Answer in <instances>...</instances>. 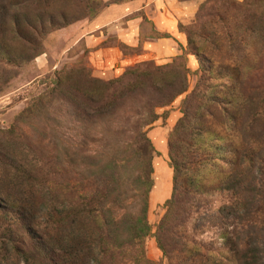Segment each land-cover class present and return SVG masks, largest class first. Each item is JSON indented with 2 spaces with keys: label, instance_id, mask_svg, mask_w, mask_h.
<instances>
[{
  "label": "rangeland",
  "instance_id": "rangeland-1",
  "mask_svg": "<svg viewBox=\"0 0 264 264\" xmlns=\"http://www.w3.org/2000/svg\"><path fill=\"white\" fill-rule=\"evenodd\" d=\"M107 1L0 0V264H264V0H202L164 59L93 39Z\"/></svg>",
  "mask_w": 264,
  "mask_h": 264
},
{
  "label": "crops",
  "instance_id": "crops-1",
  "mask_svg": "<svg viewBox=\"0 0 264 264\" xmlns=\"http://www.w3.org/2000/svg\"><path fill=\"white\" fill-rule=\"evenodd\" d=\"M108 1L104 3L96 21L92 22V25L103 23L101 29L96 28L99 35L94 34L93 39L99 40L100 35L102 38H106L111 34L127 47H136L139 41L144 39L145 48L142 49H147L150 52L157 50L159 58L164 59L166 56L175 54L177 48L173 46L174 40L181 44L184 40L177 25L189 23L202 0ZM144 20L147 21L148 28L145 26ZM147 31L168 33L171 37L154 39L144 35ZM161 46L163 47L159 50ZM95 55L100 60L101 58L105 60L108 66L118 64L115 66L116 70L117 68L122 69L131 62V58L123 57L115 47L100 48L95 52Z\"/></svg>",
  "mask_w": 264,
  "mask_h": 264
},
{
  "label": "trees",
  "instance_id": "trees-1",
  "mask_svg": "<svg viewBox=\"0 0 264 264\" xmlns=\"http://www.w3.org/2000/svg\"><path fill=\"white\" fill-rule=\"evenodd\" d=\"M122 79H124V77ZM122 79H120L119 81H122ZM105 85L109 88V87H111L112 82H108ZM183 91H184L183 86H180V88H178V90L176 91L175 94L176 95L180 94ZM158 104L161 105V102H159ZM109 113H111V112H109ZM94 114H95L96 117H100L101 115H103V113H102V111L100 109H97L94 112ZM150 117H152L151 114H150ZM150 121L151 120H149V122ZM139 135H140V139L142 140L141 143H143V145L140 148V151L143 152V155L146 158L138 159V161L140 160L142 163H140L138 166H136L134 168L133 171L136 170L137 173L136 172H130L129 178L133 175V173H135L134 174V178H132V183L135 184V187L138 190L137 196H139V199L141 200L140 206H139V211H138V213L139 212L140 213L135 215V218H134L133 221H132V219L130 217L129 222L131 223V225H130V229L128 231V235L130 236L131 239H141L142 240L149 233V227H148V224H147V222L145 220V213H146V208H147L148 193H149V190L151 189V186H152V181L150 179V174H151L150 161H151V157H152V154L154 153V151H153V148H152L151 144L149 143V140L145 137V135L143 133H139ZM133 159H134V157L131 158V160H133ZM172 167H173V171L176 174L177 171H178L177 163L173 162V166ZM120 184H121V182L118 180V178H113L112 179V183H111V189L109 190V193H111V195H115L116 197H119V194H120L119 186H120ZM169 203H170L169 200L166 201L165 202V206L167 204H169ZM109 218H110L109 222L112 223V222L115 221L114 218H111V217H109ZM165 221H166V215H165L164 219L161 221V223L159 225V230L164 225ZM112 232H113V230H112ZM157 244H158L159 249L161 250V252L163 254H165L164 247H163L162 244H160L159 237L157 238Z\"/></svg>",
  "mask_w": 264,
  "mask_h": 264
}]
</instances>
